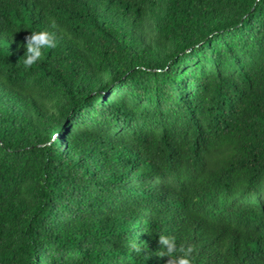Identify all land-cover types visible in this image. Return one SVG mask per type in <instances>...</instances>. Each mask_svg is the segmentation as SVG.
<instances>
[{
  "label": "trees",
  "instance_id": "obj_1",
  "mask_svg": "<svg viewBox=\"0 0 264 264\" xmlns=\"http://www.w3.org/2000/svg\"><path fill=\"white\" fill-rule=\"evenodd\" d=\"M159 235L264 264V0H0V264H168Z\"/></svg>",
  "mask_w": 264,
  "mask_h": 264
},
{
  "label": "clouds",
  "instance_id": "obj_2",
  "mask_svg": "<svg viewBox=\"0 0 264 264\" xmlns=\"http://www.w3.org/2000/svg\"><path fill=\"white\" fill-rule=\"evenodd\" d=\"M51 27L55 29L56 23L53 22ZM26 52L19 63L22 62L25 69H31L38 62L42 61L46 54L58 46V38L55 31L31 30V34L25 37ZM159 244L161 250L158 251L160 257H170L168 264H192L193 246H177V241L174 236L159 235ZM134 250L140 251L137 244L133 242L130 245Z\"/></svg>",
  "mask_w": 264,
  "mask_h": 264
}]
</instances>
